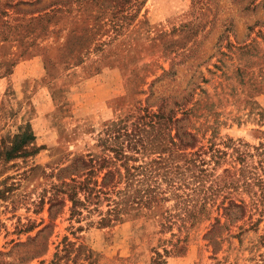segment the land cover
<instances>
[{
    "label": "rangeland",
    "instance_id": "1",
    "mask_svg": "<svg viewBox=\"0 0 264 264\" xmlns=\"http://www.w3.org/2000/svg\"><path fill=\"white\" fill-rule=\"evenodd\" d=\"M184 95L197 102L201 145L214 135L226 153L215 174L245 166L244 178H262L264 0H0V144L28 128L37 149L0 158V264H149L168 238L157 212L100 228L104 202L70 217L64 200L49 216L47 199L67 182L60 168L102 155L104 124ZM237 187L242 219L211 228V209L165 264H264V189Z\"/></svg>",
    "mask_w": 264,
    "mask_h": 264
},
{
    "label": "trees",
    "instance_id": "2",
    "mask_svg": "<svg viewBox=\"0 0 264 264\" xmlns=\"http://www.w3.org/2000/svg\"><path fill=\"white\" fill-rule=\"evenodd\" d=\"M187 97L161 98L153 112L144 106L104 124L97 138L102 155L95 160L89 155L77 156L58 170V174H69L67 182L59 179V185H51L48 215L54 204L63 205L64 200L69 202L70 217L104 202L106 210L98 212L96 222L103 228L130 213L155 211L161 220L158 234H168V238L158 240L149 264H165L167 256L182 254L189 230L211 209L220 212L219 218L211 219V228L219 225L220 217L227 223L241 220L245 204L229 197V191H236L238 185L264 189V172L262 178L253 174L244 178L243 166L223 168L215 174V166L226 153L216 148L214 135L208 139V146L201 145L205 130L199 133L192 121L197 118V102L191 104ZM32 140L31 132L23 128L8 145L1 142L0 158L11 161L35 153L36 148H28ZM220 144L228 148L232 142L227 139ZM258 147L264 149L261 143ZM232 152L234 161L242 166L246 153H240L237 147ZM95 174L100 175L98 183L93 179ZM59 194L65 198H58ZM41 203L42 199L38 201ZM211 234L209 230L205 236L209 239Z\"/></svg>",
    "mask_w": 264,
    "mask_h": 264
}]
</instances>
